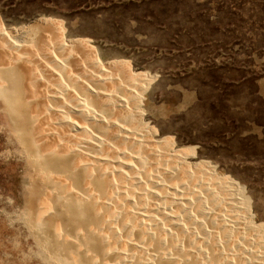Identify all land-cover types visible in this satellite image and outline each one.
<instances>
[{"label": "bare ground", "instance_id": "6f19581e", "mask_svg": "<svg viewBox=\"0 0 264 264\" xmlns=\"http://www.w3.org/2000/svg\"><path fill=\"white\" fill-rule=\"evenodd\" d=\"M43 25L0 23V100L31 165L28 223L47 260L264 264L232 181L145 124L143 74Z\"/></svg>", "mask_w": 264, "mask_h": 264}, {"label": "rangeland", "instance_id": "374dc122", "mask_svg": "<svg viewBox=\"0 0 264 264\" xmlns=\"http://www.w3.org/2000/svg\"><path fill=\"white\" fill-rule=\"evenodd\" d=\"M44 21L142 73L145 124L231 180L264 240V0H0L8 32ZM1 105L0 264H52L28 223L31 165Z\"/></svg>", "mask_w": 264, "mask_h": 264}]
</instances>
